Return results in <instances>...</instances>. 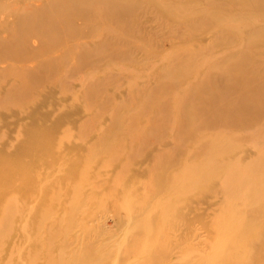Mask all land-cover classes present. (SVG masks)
<instances>
[{"label": "rangeland", "instance_id": "374dc122", "mask_svg": "<svg viewBox=\"0 0 264 264\" xmlns=\"http://www.w3.org/2000/svg\"><path fill=\"white\" fill-rule=\"evenodd\" d=\"M194 1L203 9L218 6L209 0H167L180 6L169 11L144 1L146 8L103 20V27L78 19L79 35L50 53L58 58L71 49L72 54L55 59L54 70L36 83L23 72L38 71L39 59L0 58V157L22 164L10 189L13 258L3 254L0 264L5 259L6 264H145L157 251L167 253L157 264H223L221 253L231 251L228 240L264 202V170L257 176L258 202L247 196V181L234 202L226 193L231 183L222 189L236 171L254 174L264 159V135L253 136L264 129V117L228 123L218 116L237 113L242 93L237 84L252 72L264 74V50L258 51L264 45L255 43L249 48L252 58H241L250 13L236 7L235 27L224 29L215 11L187 10ZM15 18L14 11L0 16L1 37ZM5 20H10L6 27ZM104 41L115 55L110 47L96 48ZM38 44L31 37L28 47ZM79 45L93 49L91 63H80ZM187 46L195 47V59H186ZM184 63L188 67L181 68ZM177 69L184 78L173 84L167 73ZM242 101L256 104L252 95ZM186 113L205 122L193 127L198 141L187 145ZM47 136L54 141H48L46 163L20 152ZM106 141L112 149L95 153L93 147ZM214 141L223 147L210 154ZM179 144L191 155L209 149L207 159L227 166V172L204 187L184 183L160 191L156 158H173ZM199 172L189 173L194 181ZM245 248L252 254L258 244L251 241Z\"/></svg>", "mask_w": 264, "mask_h": 264}, {"label": "bare ground", "instance_id": "6f19581e", "mask_svg": "<svg viewBox=\"0 0 264 264\" xmlns=\"http://www.w3.org/2000/svg\"><path fill=\"white\" fill-rule=\"evenodd\" d=\"M14 1L19 3V5L13 6V0H0V16L2 14L5 16L9 13L13 14L14 11L17 17V19L15 18V21H13V25L10 26L11 30L8 29L6 38L0 36V58L5 57L13 60L32 56L39 59L38 71L34 70L30 72V69H25L23 72L24 74L29 73L28 78L33 83H36L41 76L47 77V75L54 70L55 59H68V56L72 54L71 49L64 50L58 58L52 57L50 53L57 45L63 43V41L72 39L77 34L79 35V27L76 24L78 19H82L83 22L90 26L94 22V25L103 27V20H113L114 17L120 19L129 15L136 9L143 7L146 8V5L144 4L143 6V3H141L144 1L153 3L159 9L165 8L169 11H177L180 7L179 5L169 4L167 0H40L39 4H34V2L30 0ZM209 1H214L218 6L214 9H211L210 7L204 8L211 12L215 11V14L213 15L221 16V20L218 21V26H221L224 29L235 27L234 21L236 20L237 12H239L236 7L239 6V10H247L246 13H250L246 24L248 25V32L245 35V39L247 38L248 40V46L242 50L240 57L243 59H251L252 56L249 48L255 43L259 44V42L264 45V0ZM190 3L191 4L185 5L187 10L192 11L195 10L197 6H199V8L201 7L198 1ZM205 9L200 8V11L206 12ZM233 10L236 13L232 12ZM104 15H106L105 19L101 18ZM110 16H112L111 19H108ZM99 21H102V23H99ZM9 22L10 20H5L3 22L4 27H6ZM31 37H36L39 41L38 46L34 49L28 47ZM79 46L80 49L77 50V57L78 59H81L80 63H91V60L87 62V59L91 58L93 49L89 48L88 50L84 45ZM108 47H110L108 50L111 52L110 54L115 55L113 46L109 45L106 41L101 43L100 46L98 44L96 46V48L100 49H107ZM181 49H183V47ZM261 50H264V46L263 48L260 47L258 51ZM183 52L186 54V59H195V47L187 46L183 49ZM183 67H188V64L184 63L181 68ZM177 70L180 72L172 71L171 73H167L171 82H174L173 84L184 78L182 77L183 71L181 69ZM21 75L22 74L19 76ZM247 79V82L236 85V89H239L240 92H242L239 98L241 100L237 104L239 108L233 109L237 113L233 114L230 112V116L228 115L227 118L226 114L222 113L218 116L222 121L230 123L231 121L238 122L240 120H250L252 118L258 120L264 117V112H262L264 111V74L255 71V73H250ZM162 86L163 84L160 85V87ZM31 87L32 86L28 87V90ZM250 95L254 96L256 102L252 107L247 106L244 101H242ZM212 107L216 108L215 104H213ZM241 107H245L246 110ZM249 109L251 111H249ZM185 117L187 124H183L185 126V131L189 133V136L185 138L184 144L187 145L186 143L189 141H198L197 137H193V133L199 129V126H202L201 123L204 124L205 122L198 119V117H194L190 113H186ZM194 118L198 123L197 126L194 124L196 123ZM117 121H120V117L117 118ZM193 127H196L197 130L193 129ZM263 135L264 129L253 133L254 137ZM47 137V140H44V138L39 139L38 143L34 140V143L30 144L29 141L28 145L20 149V152L23 153V155L26 154L30 157L33 156V160L35 157V159H41L42 163H46L47 157H51V155H48L51 149L48 148V145H50L48 141H54L52 136ZM110 144V142L106 141L104 144H100V146H94L95 153L112 149V147L108 148ZM221 144L222 143L216 141L211 142L209 145V149L212 147V149H210V154H214V149L220 150L223 147ZM160 145L161 142H158V145H155L156 148L158 146L157 153L159 154L162 152ZM175 148L177 153L175 152L176 155H174L173 158L170 156L164 159H159L158 156L156 158V165L159 167V174L156 180L158 181L157 183L160 191H162L167 185L169 187L177 184L183 185L184 183H191L192 185H196V187H204L213 182L221 172H227V166L224 167V165H221L218 162H210L212 160L207 159L210 158L207 155L209 149L204 153L191 155V151L186 152L187 148L184 145L180 146L179 144V146H176ZM31 152H33V155H31ZM258 163L260 164L257 165V167L254 166V174H248L249 176H247V174L238 173V171H236L230 177V181L223 184L222 189L225 190L226 185L231 183V186L226 192L228 197H230L231 202L237 195L241 196V194L245 193L247 190L245 187L246 181L248 182L247 196L249 194V197L254 199L251 201L252 203L255 201L258 202V194L255 192H257L260 187H258V184L256 185V183L260 180L259 178L257 179V176H260L261 172L264 170V159ZM21 166V163H14L12 159L0 157V256L8 253L9 260L13 258V240L11 241V238H13V218L15 216L13 192L10 191V189L13 186V181L15 179L13 172L19 171L18 169ZM177 167H179V170ZM228 171H230V169ZM193 172H199L198 174H193L195 181L192 175L189 174ZM185 174H189L188 178L191 181H186ZM227 176L229 175L227 174ZM84 179L86 180L87 178ZM78 181H82V178H79ZM166 181H169V183H165ZM258 204L259 205L257 210L254 211V214H249L248 220L245 222L240 234L233 236L228 240L229 242L227 243V246L231 251L228 255L223 252L221 253L220 258L224 261L223 264H228L230 262L246 264L250 259L251 261L253 260L254 264H264V219L262 218V214H264V202ZM230 206L233 207V203H231ZM260 234H263L262 238H259ZM251 241L257 242L258 250L255 253L248 254L245 246ZM225 248L226 246L223 249ZM234 250L235 252L233 253ZM166 256V252L157 251L145 262V264H157L165 259ZM216 257L218 256L216 255L215 258ZM7 262L8 261L5 259L3 264H6ZM45 264H47V261H45ZM184 264L195 263L189 260V262L186 261Z\"/></svg>", "mask_w": 264, "mask_h": 264}]
</instances>
